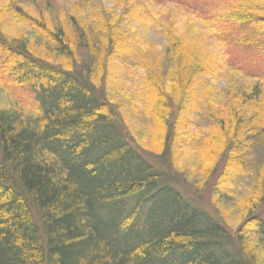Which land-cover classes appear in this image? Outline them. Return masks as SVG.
I'll use <instances>...</instances> for the list:
<instances>
[{
    "label": "trees",
    "instance_id": "16d2710c",
    "mask_svg": "<svg viewBox=\"0 0 264 264\" xmlns=\"http://www.w3.org/2000/svg\"><path fill=\"white\" fill-rule=\"evenodd\" d=\"M103 1L88 19L85 1L0 0V76L22 89L0 104V264H264V7ZM129 63L155 147L111 95ZM189 155L217 207L251 175L229 190L245 205L235 235L179 187Z\"/></svg>",
    "mask_w": 264,
    "mask_h": 264
},
{
    "label": "rangeland",
    "instance_id": "374dc122",
    "mask_svg": "<svg viewBox=\"0 0 264 264\" xmlns=\"http://www.w3.org/2000/svg\"><path fill=\"white\" fill-rule=\"evenodd\" d=\"M38 1L39 0H36V2ZM84 1L87 3H84V5H82L80 8L82 14H84V16L88 19L93 18V16L98 13L99 8L110 6L109 3H106L103 0H48L49 5L52 6L57 13L59 12V6L61 5V3H64L65 9H68L67 7L71 6L73 2H78L81 5ZM252 1L254 4L264 7V0ZM40 2L43 3L44 7L46 6L45 0H40ZM53 8H48L46 11L48 13L51 12V14H54ZM56 14H54V16ZM7 26L9 27V30H11L14 28H18L21 25L16 26V24L11 21ZM146 40L147 39L145 38V36H140L137 44L140 45V43H142L141 46H144L143 43H145ZM148 41L150 43L157 44L161 49H164L166 44V39L163 36L157 34L154 35L152 33L149 34ZM116 65L118 66V64ZM118 69L120 68L118 67ZM120 72V74L117 73L120 78L118 77L117 80H115V87L111 95H113L115 103L118 102L119 106L122 107L120 112L125 117H127L125 118L126 123L130 126V128H132V133L136 137V139L140 141V143H142L144 146L155 147V145H153V138L145 131L148 116L143 108L144 96H140V79L138 69H136L134 65L129 63L128 65H123L120 69ZM4 82L5 81H3L0 76V104L7 98H18V96H20L19 93H21L22 90L19 86L14 85H12L11 88ZM221 82H219V84ZM127 97L130 98L128 101H126V104H128V106L122 104L121 102L123 98ZM127 108L131 110L132 114H127ZM205 112V106H201V109L198 110V112L194 111V109H191L187 112V115L193 124L202 125L207 121ZM197 159L198 157H193V155H189L184 158L182 163L184 166L181 165V167H179V173H177L178 175H176L179 180H182L184 182H181L183 187H179L183 189L186 188L188 190V192H186L189 198L193 199L195 203L199 204L202 208L207 210L212 215L221 218L223 220V223L226 224L225 229L228 230L231 234H234L233 229L237 228L241 220L243 219L240 213L245 208V205L243 202L239 201L237 195L234 194L235 192H230L229 190L237 189L239 192L245 195L249 190V187L253 183V180L251 182L250 179L252 177L251 175L247 174L245 177L238 178V176H233L231 179H229L227 181L228 188L226 190V195H221V203L220 206L217 207V203L215 205V203L212 202L211 198L213 193L212 184L215 182V176L213 177L212 181L210 180L207 186H203L198 189L200 183L197 184V179H193V175L188 172L190 170L193 172L198 170L196 168V170L193 169L194 164L197 165V161H195ZM185 166H187V168ZM192 181L195 184H193ZM194 185L197 186V188ZM236 201L238 202V204H236ZM224 211H226V213H223ZM258 211L259 215L264 218V204L260 209H258ZM218 212H220L221 214Z\"/></svg>",
    "mask_w": 264,
    "mask_h": 264
}]
</instances>
